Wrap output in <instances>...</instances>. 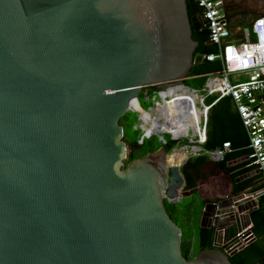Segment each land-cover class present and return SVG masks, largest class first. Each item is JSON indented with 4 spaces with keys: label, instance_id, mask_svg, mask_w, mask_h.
I'll list each match as a JSON object with an SVG mask.
<instances>
[{
    "label": "water",
    "instance_id": "obj_1",
    "mask_svg": "<svg viewBox=\"0 0 264 264\" xmlns=\"http://www.w3.org/2000/svg\"><path fill=\"white\" fill-rule=\"evenodd\" d=\"M191 21L186 0H0V264H231L215 241L264 191L204 204L213 247L189 259L165 206L186 161L162 143L130 161L122 126L138 95L185 85Z\"/></svg>",
    "mask_w": 264,
    "mask_h": 264
},
{
    "label": "built area",
    "instance_id": "obj_2",
    "mask_svg": "<svg viewBox=\"0 0 264 264\" xmlns=\"http://www.w3.org/2000/svg\"><path fill=\"white\" fill-rule=\"evenodd\" d=\"M195 1L201 11V21L208 29L209 42L216 47L215 53L203 55L201 59L207 62L219 61L221 68L216 72L204 75L205 82L197 91L186 85L178 87L181 89L174 95H184L187 108L184 115H182L181 104L176 103V109L171 108L172 102L176 101L174 100L176 96L173 98L171 96L163 97L162 94L169 89L142 94L145 101L150 100L152 103L150 108L152 115L140 106L138 95L136 102L144 111L143 113L148 116L145 119L141 111H133L139 114L141 121L142 134L138 144H142L144 140L152 139L156 134L167 133L171 140L177 141L174 148L176 150L177 145L180 144L179 140L187 138L190 132L192 133V127L190 126L187 130L186 137L174 138L171 132L156 130L154 126L162 127L173 116L174 111L186 118L191 114L194 116L195 109H202L203 113L199 118L197 137L188 138V143L182 144L180 151L197 149L196 152L190 151L184 161L202 154L213 161L221 160L226 152L230 151L229 142H225L220 148L211 151L204 150L203 145L206 142V127L210 109L221 98L230 97L248 136L249 158L255 170L259 171L260 183L263 185L264 191V16L256 18L251 26L247 25L241 28L237 37H232L230 26L223 11L222 0ZM190 78L193 77L188 79ZM212 97L215 99L208 102V99ZM171 109L174 111L170 112ZM148 131L150 132L148 133ZM159 140L165 145L166 140L163 136H159ZM254 239L250 227L247 226L235 232L228 241H215V243L229 255L245 248Z\"/></svg>",
    "mask_w": 264,
    "mask_h": 264
},
{
    "label": "trees",
    "instance_id": "obj_3",
    "mask_svg": "<svg viewBox=\"0 0 264 264\" xmlns=\"http://www.w3.org/2000/svg\"><path fill=\"white\" fill-rule=\"evenodd\" d=\"M186 4L188 16L192 19L190 23L191 37L195 42H198V47L193 56L194 64L189 75V77L193 78L186 80L185 85L188 87L196 85L201 88L205 82L204 75L220 70L221 65L219 61L207 62L201 59L203 55L215 53L216 47L208 43V29L201 21V11L196 1L186 0ZM214 99L215 97H212L208 99V102ZM233 107L234 105L230 97H223L212 106L208 114L206 142L203 145L204 150L211 151L220 148L224 142H229L230 151L226 152L221 160L214 162L210 161L208 159L209 157L204 154L190 158L181 169V173L185 180V188L193 195L196 193L198 186L202 184V181L204 182L207 178H211V186L206 188L208 200L203 201L204 204L212 202L214 198H224L229 193L243 190L245 185L250 183L251 178L238 184L234 183L235 179L255 170L249 158L250 149L248 148V136ZM143 116H145V119L148 117L145 113H143ZM155 128L156 130H163V126H154V129ZM140 137L141 135L136 134L135 139L128 143L134 148V152L130 156V161L159 148L152 139L147 141L144 140L142 144H138ZM176 144L177 141L166 140L164 146L168 152H171ZM232 163L235 164L232 165ZM210 164H212V167ZM218 171H221L223 181L226 183L225 189L218 185L214 186V177ZM253 191L262 192L263 185L257 186ZM187 212L188 209L182 210L183 219L188 222L190 218ZM249 217L251 221L250 231L253 233L255 239L245 248L229 257L231 264H264V194L259 196L257 208L249 213ZM192 232L190 227L183 230L184 254H186L191 246L190 243L193 237ZM194 233L197 235V252L207 246L213 247V231L198 228Z\"/></svg>",
    "mask_w": 264,
    "mask_h": 264
},
{
    "label": "rangeland",
    "instance_id": "obj_4",
    "mask_svg": "<svg viewBox=\"0 0 264 264\" xmlns=\"http://www.w3.org/2000/svg\"><path fill=\"white\" fill-rule=\"evenodd\" d=\"M241 79L243 80V78H241ZM190 88L192 90H195V91L199 90V87L196 85H191ZM164 97H165V94H164ZM138 100H139L140 106L144 110H147L148 112H150V114L152 115V111H150V108L152 107V103L150 102V100L145 101L141 95L139 96ZM133 110H139L143 113V111L140 109L138 104L135 105ZM140 124H141V121L139 119V114L136 112L128 111L127 115L124 118H122V126L124 129V136H125L127 143L132 142L135 139L136 134H139V135L142 134V130L140 129ZM136 127H137V131H136ZM162 129L165 130L164 128H162ZM165 131L169 132L168 130H165ZM149 132L150 131H148V133ZM198 133H199V129L195 130V131L193 130L192 133L190 132V134L187 138L179 140L180 144L177 145L176 150L180 151V149L182 148V144H184V143L187 144L188 138H190L191 136L197 137ZM159 136H163L165 140L171 139L170 135L167 133L156 134L152 138V140L159 147L161 146V141L159 140ZM145 141H147V140H145ZM195 199H198V200L194 201V203L193 202L191 203V198L189 196L181 197L180 200L175 204L176 205L175 207H177L179 210L175 213V221L182 228V230L187 229V227H185V225H183L182 210L188 209L187 214H188L190 219H193L192 227H190V229L193 231L192 232L193 237L191 239L190 244H191V254L194 256L197 254L196 253L197 252V235L194 233V231L196 230V228H198L200 226L201 215H202V211H203V209L201 210L202 203L199 201V198L196 197ZM171 206L172 205L167 203V207L170 208Z\"/></svg>",
    "mask_w": 264,
    "mask_h": 264
},
{
    "label": "bare ground",
    "instance_id": "obj_5",
    "mask_svg": "<svg viewBox=\"0 0 264 264\" xmlns=\"http://www.w3.org/2000/svg\"><path fill=\"white\" fill-rule=\"evenodd\" d=\"M181 88H177V89H169L167 92L163 93V97L164 94L165 96H171V98H173V96H176V101L172 102L171 108H175L176 107V103L177 104H181V108H182V115H184V113L187 111V108L185 106V97H183V94H177L174 95V93H178V90ZM180 100H182V102H180ZM137 104V102H133L131 108L133 109L135 107V105ZM176 109V108H175ZM174 110L171 109L170 112H173ZM203 110L202 109H195V113L194 116H192V114L190 116H187L186 118L182 115H178L175 113L172 114L173 116L171 118H169L163 128L165 130H168L169 132H172V135L174 138H178L180 137H186L187 136V130L189 129V127H192V131L197 130L199 127V118L200 115H202ZM176 114V115H175ZM177 133V134H176ZM178 135V136H177ZM196 148L191 149L190 151L196 152ZM189 149H185L183 151H178L176 150L175 153L170 156L169 159V163H174V164H180L188 155V153L190 152Z\"/></svg>",
    "mask_w": 264,
    "mask_h": 264
},
{
    "label": "flooded vegetation",
    "instance_id": "obj_6",
    "mask_svg": "<svg viewBox=\"0 0 264 264\" xmlns=\"http://www.w3.org/2000/svg\"><path fill=\"white\" fill-rule=\"evenodd\" d=\"M222 7L230 28L243 27L256 18L264 16V0H222ZM165 206L175 221L176 212H173V207L169 208L167 204ZM183 245L184 240H182V251L184 249ZM184 255L189 259L194 256L191 254V246Z\"/></svg>",
    "mask_w": 264,
    "mask_h": 264
},
{
    "label": "crops",
    "instance_id": "obj_7",
    "mask_svg": "<svg viewBox=\"0 0 264 264\" xmlns=\"http://www.w3.org/2000/svg\"><path fill=\"white\" fill-rule=\"evenodd\" d=\"M245 26H247V25H244L243 27H245ZM242 26L241 27H238V28H230L231 29V32H232V37H237L238 36V34H239V32H240V29L241 28H243ZM234 108V107H233ZM234 110H235V108H234ZM198 129H199V127H198ZM197 129V130H198ZM225 143V142H224ZM194 158V157H193ZM190 159V158H189ZM210 161H213V160H211L210 158H208ZM214 162V161H213ZM235 163H238V162H235ZM235 163H232V165H234ZM212 164H210V166H211ZM212 167V166H211ZM253 172H255V170H253V171H251V172H249V173H247V174H251V173H253ZM247 174H244V175H247ZM241 176H243V175H241ZM240 177V176H239ZM238 178V177H237ZM251 178V181H250V183H248L247 185H245V187H244V189L243 190H247L248 192V194H251V195H254V194H257V193H262L261 191H253L257 186H259V185H261V183H260V175L259 174H253V175H250L249 177H247V178H245V179H243V180H241L240 182H243V181H245V180H247V179H250ZM210 180H211V178H207L206 180H204V182L202 181V184L200 185V186H198V188H197V191H196V193L193 195V194H190L187 190L184 192L187 196H189L190 198H191V203L193 202L194 203V201H196V200H198V199H195L196 197L197 198H199V201L202 203V207H201V210L203 209V206H204V203H203V201H205V200H208V196H207V191H206V188H209L211 185H210ZM240 182H234L235 184H238V183H240ZM220 186V187H222L223 189H225V187H226V183L223 181V177H222V173H221V171H218L217 173H216V176L214 177V186ZM263 195V194H262ZM192 198H193V200H192ZM259 198V197H258ZM258 198L257 199H255L256 200V203H258ZM190 203V204H191ZM189 204V205H190ZM250 212H248V214H249ZM183 221V225H185V227H192V224H193V219H190L188 222L185 220V219H183L182 220ZM248 227H251V221H250V223H249V225H248ZM198 228H200V226L198 227ZM198 228H196V230L198 229ZM239 229H241V227H238ZM195 230V231H196ZM235 232H236V230L235 229H231L230 230V233H229V238L230 237H232L234 234H235Z\"/></svg>",
    "mask_w": 264,
    "mask_h": 264
},
{
    "label": "clouds",
    "instance_id": "obj_8",
    "mask_svg": "<svg viewBox=\"0 0 264 264\" xmlns=\"http://www.w3.org/2000/svg\"><path fill=\"white\" fill-rule=\"evenodd\" d=\"M171 140V139H170Z\"/></svg>",
    "mask_w": 264,
    "mask_h": 264
}]
</instances>
